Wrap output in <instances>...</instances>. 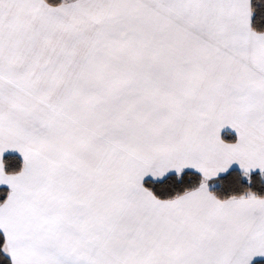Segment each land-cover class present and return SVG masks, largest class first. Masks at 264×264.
<instances>
[{
	"label": "snow or ice",
	"instance_id": "snow-or-ice-1",
	"mask_svg": "<svg viewBox=\"0 0 264 264\" xmlns=\"http://www.w3.org/2000/svg\"><path fill=\"white\" fill-rule=\"evenodd\" d=\"M0 264H264V0H0Z\"/></svg>",
	"mask_w": 264,
	"mask_h": 264
}]
</instances>
